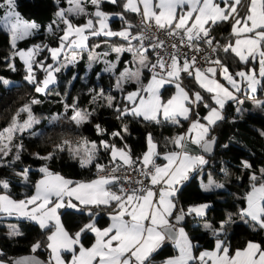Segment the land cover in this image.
<instances>
[{
	"label": "snow or ice",
	"instance_id": "obj_1",
	"mask_svg": "<svg viewBox=\"0 0 264 264\" xmlns=\"http://www.w3.org/2000/svg\"><path fill=\"white\" fill-rule=\"evenodd\" d=\"M104 2L120 5V0H66L68 7L59 8L56 13V17L64 25L62 29L57 25L62 32L58 37V46L35 45L22 50L17 48V42L33 35L41 26L22 18L17 11L16 0H0V28L9 34L10 45L14 50L11 56L6 58L10 61L7 67L16 71V65L11 61L19 57L25 65V81L34 86L36 93H46L49 86L55 84L56 73L68 64L76 63L79 52L88 48L90 37H120L127 42V46L111 48V51L117 54L116 62L102 59L108 53L100 54L95 51L89 53L88 59L89 68L92 66L91 62H102L104 67L101 71L115 76L114 87L123 94L122 99L126 103L121 106L116 102L117 98L110 93L105 94L104 89L98 92L90 89L89 91L93 92V103L103 99L104 106L114 108L118 120L131 116L160 123L162 117L164 121L179 125L181 118L190 120L194 114L196 119L191 120L186 132L169 138L176 150L163 154L166 163L162 165L156 163V158L161 153L157 151L151 133L147 136L148 150L135 161L131 158L130 149L125 150L127 145L118 149L115 144H109L106 140H101L98 145L95 141L82 139L74 147L71 141L63 140L56 145L54 152L45 156L37 153L36 157L50 161L55 158L56 151L67 149L80 157L81 167H87L93 164L99 148L103 147L110 152L111 162L116 165L112 168L113 174L98 175L96 179L88 182L73 181L52 172L45 164L39 169L43 177L36 183L33 195L17 200L8 194H0V214L27 218L49 232L46 238V247L50 250L48 264H149L153 254L161 249L166 240L173 242L179 254L164 260L163 264H264V246L259 242L249 240L244 248H238L230 255V248L220 239V235L225 231V225L234 223L231 214L220 222L219 228H213L211 224L205 225L216 237L215 248L211 251H201L198 255H194L197 245L192 242L185 229L177 228L170 222L177 208L175 200L181 186L193 173L208 164L204 155L191 154L187 150L188 144L198 146L204 153L212 152L216 137L209 139L210 132L218 122L225 119L223 111L226 103L242 102L236 95L241 92L242 85L254 96L264 82V0H247V3L245 0H124L122 8L125 12L141 16V31L136 34L131 32L134 26L127 22L126 27L120 31L111 30L108 25L111 14L101 9ZM86 4H91L94 10L88 11ZM241 9H244L243 15ZM117 15L121 20L124 19L122 13ZM81 16L88 17L85 23L74 24L70 18ZM221 23H228L231 28L229 42L224 45L211 35L213 28ZM152 28H155L157 33L165 32L170 37H177L180 45L196 52L204 51L200 47L203 43L213 54L218 51L230 52L245 64L250 61L257 62L259 71L252 68L233 75L218 56L212 59L208 55L203 59L210 66L202 69L197 67L196 56L189 59L179 52L175 43L171 45L173 51L166 53L165 59L157 51L164 48V41L159 40L155 33L149 35ZM48 31L53 32L52 25L48 26ZM146 40L149 41L148 47H145ZM133 41L138 44L134 46ZM149 48L155 52V63L148 59ZM66 49L71 51V55L66 58L65 63H60V57L65 54ZM44 50L50 53L54 63L45 65L44 60L36 59ZM124 52L132 53L133 63L136 65L134 69L125 67L118 70L117 63L120 54ZM34 66L44 72L43 80H37ZM145 70L150 74L146 84L143 79ZM100 74L98 72L97 76ZM182 74L194 78L199 88L209 95L210 101H205L200 91L190 94L182 86ZM217 74L227 82L228 87L216 78ZM237 77L240 79L237 80ZM11 83L12 81L0 77V84ZM126 84H134L136 87L132 91H126ZM169 85L173 86L175 91L165 99L162 90ZM39 102L32 99L30 103L24 104L13 116L11 123L0 130V157L8 156L16 133H23L39 122L32 112V105ZM201 105L208 109L203 117L197 111ZM64 107L66 111L72 109L73 115L70 119L77 125L88 122L95 113V109H79L75 101L72 105L65 104ZM236 111L240 112L241 109L237 107ZM21 113L27 114V118L22 122L19 121ZM53 119L59 117L55 116ZM95 127L98 133L106 131L99 124ZM121 130L127 133L128 125L122 124ZM111 135L124 139L121 131H114ZM223 147L227 148L228 145ZM15 148L13 162L20 160L23 145H16ZM118 160L122 163H118ZM135 164L139 165L140 174L148 184L144 185L143 181H138L144 186L131 191L124 188L113 191L110 186L118 183L120 179L114 173L122 166L132 167ZM241 166L252 169L247 160L241 161ZM95 167L98 172H103L105 166L97 163ZM28 172L29 169L26 168L20 175L27 180ZM250 181L251 190L245 197L246 206L240 208L237 215L242 223L253 227V230L257 227L264 230V167L259 169V175L253 171ZM0 187L7 189V180L0 179ZM201 187L207 192L213 188H223V185L216 184L209 174L208 183H202ZM113 203L115 211L110 214L111 223L104 228L98 227L94 218L98 213L95 210L102 206H111ZM210 207L209 203H203L190 205L187 212L180 208L179 213L175 214V221L179 224L186 215L193 214L203 218ZM61 209L87 211L89 222L74 234H70L61 221ZM9 229L10 237L22 235L14 225H10ZM87 233L94 234V242L90 247L81 243L82 235ZM76 246H79L78 254ZM40 247L41 243L37 241L32 245V251L35 252ZM62 253H71V259L66 261ZM0 264L5 262L0 261ZM18 264L43 262L35 257H28Z\"/></svg>",
	"mask_w": 264,
	"mask_h": 264
},
{
	"label": "trees",
	"instance_id": "obj_2",
	"mask_svg": "<svg viewBox=\"0 0 264 264\" xmlns=\"http://www.w3.org/2000/svg\"><path fill=\"white\" fill-rule=\"evenodd\" d=\"M16 2L17 11L20 14L32 18L41 26L33 35L18 41L17 48L44 42V45H50L58 41V35L61 33L59 29L63 28V24L55 16V10L59 7H65L67 5L66 0H16ZM122 3L123 0H120L118 6L110 2H104L101 4V9L122 12L124 19L113 17L110 20L111 26H126L128 21L127 23L134 26L131 32L136 34L140 29L134 23L136 13L125 12ZM245 3H247V0H245ZM86 8L88 11H93L91 4H86ZM243 14L244 9H241V15ZM70 18L74 22H80L85 17ZM47 24L52 25L53 32L50 33L46 29ZM213 30L217 34L221 45L229 42L231 28L228 23H221L215 26ZM92 38H94L95 50L99 51L100 54L107 52L106 57L113 62H116L117 54L111 51L112 41L120 40L123 43L122 46H127L125 45L127 42L120 37L98 36L89 39ZM102 38H108V40ZM97 45L99 47H96ZM13 51L9 42V34L0 28V77L12 81L10 85L0 84V130L11 123L13 116L24 104L30 103L32 99L40 101L38 104L32 105V112L39 122L23 133H16L12 142V150L8 156L0 157V164L3 165L0 166V179L7 180L9 183L7 189L0 187V191L6 192L14 198L25 197L32 192L35 179L42 174L39 169L45 164L51 171H58L72 180H76L95 177V164L111 159L109 151L103 147L99 148L93 164L87 167H81L80 157L70 153L67 149L56 151L55 158L50 161H43L36 157L37 153L40 156H45L50 152H54L56 145L63 140L71 141L74 147L82 139L95 141L98 145L101 140H106L109 144H115L123 148L127 145L126 150L130 149V155L135 158L133 160H136L145 150L147 136L151 133L153 141L157 145V151L161 153L156 158V162H162L164 160L163 154L175 149L169 142V138L186 130L189 120L181 118L179 125L164 121L163 118H161L160 123L144 121L142 118L131 116L118 120L114 108L104 106L105 101L103 99L93 103V92H90V89L96 92L104 89L105 94L110 93L115 96L117 98L116 102L120 103L121 106L126 103L122 99L123 94L114 87L115 76L101 71L104 67L102 62H94L91 68L86 69L84 59L80 58L76 63L70 64L61 69L59 73H56V82L49 86L46 93H36L34 86L24 79L25 66L19 57H15L12 61L16 65V71H12L7 67L9 60L6 58ZM215 55L220 58L221 62L228 67L233 75L242 68L247 69L250 65L256 66L257 64V62L252 61L245 64L230 52L218 51ZM36 59L38 61L44 60L45 63L51 60V56L47 50H44L36 56ZM132 62V53L124 52L120 54L117 68L121 70L127 65H132ZM34 68L37 80H42L44 72L38 67L34 66ZM98 72L101 73L99 77L97 76ZM148 74L145 70L144 78ZM181 76L183 79L182 84L187 89L200 91L205 101H210L209 95L199 88L194 78L186 74ZM73 77L76 78L73 79ZM135 87L134 84H126L125 90L129 91ZM173 88L170 85L166 86L162 90L163 97L167 98L172 93ZM263 92L264 82L258 87L256 93L261 95ZM74 101L79 109L87 111L95 109L94 115L90 117L88 122L77 125L70 119L73 111L71 108L66 111L64 105H72ZM246 106L249 109L238 114L235 112V101L227 102L223 111L225 119L218 122L210 132V136L217 134L216 144L213 154L210 156L205 155L208 164L202 169L207 170L213 178L223 185V188L204 191L199 184L197 171L181 186L177 194L175 213L179 212L180 208L187 212L190 205L199 202H207L211 205L202 220H200L201 217H196L194 214L186 215L184 218L183 226L189 238L197 245L194 253H197L200 248H211L215 244L216 237L205 225L211 224L213 228H219L220 222L226 220L229 214L232 215L234 223L225 225V231L220 235V239L225 241L226 246L230 248V253L235 248L244 246L249 240L257 241L264 246V230H260L258 227L253 230V227L242 223L237 215L239 209L244 206L245 192L251 188V173L255 171L259 175V169L264 167V135L261 134L264 133V122L262 121L264 116L260 113L262 109L254 108L251 110L249 102L246 103ZM206 110L203 105L197 109L201 117ZM55 116H58L59 119L54 120L53 117ZM26 117V113H21L19 121H23ZM191 117L196 116L193 114ZM97 124L106 131L98 133L95 127ZM122 124L128 125L127 133L122 132ZM114 131H121L124 139L113 137L111 133ZM20 144L23 145L20 160L13 162L16 154L15 146ZM226 144L228 147L224 148L223 145ZM243 160L249 161L252 169L243 168L241 166ZM26 168L29 169L27 180L20 175ZM221 169L225 171H221ZM112 210H114V203L111 206H102L95 210L98 213L94 217L97 226H103L108 222V213ZM60 218L65 228L72 234L89 222L87 211L80 212L73 209H61ZM6 220H15L22 235L10 237L5 223ZM47 232V230L41 229L35 221L0 214V259L11 264V258L14 255L32 251V245L39 241L41 247L35 253L49 261L50 251L46 247ZM93 238L94 234L92 233L84 234L81 237V243L89 245ZM175 251L176 247L170 242L164 243L161 249L153 254L150 261H158ZM63 254L68 256V253Z\"/></svg>",
	"mask_w": 264,
	"mask_h": 264
},
{
	"label": "built area",
	"instance_id": "obj_3",
	"mask_svg": "<svg viewBox=\"0 0 264 264\" xmlns=\"http://www.w3.org/2000/svg\"><path fill=\"white\" fill-rule=\"evenodd\" d=\"M134 23L136 25L139 26V31H141V16L136 14L135 15V19H134ZM152 33H155L156 36L158 37L159 40L164 41V48L162 49H157V51L160 52L161 56H164L165 59H167V55L166 53H170L173 51L171 45L172 44H177V47L179 49V52L183 55H186L189 59L192 56H196L197 58V67H200L202 69L209 67L210 65L208 63L205 62V60L203 59L206 55L211 56L212 59L216 58V55L211 53L210 49L207 48V45L201 43L200 47L204 49L203 52H196L194 49L188 48L186 46H182L179 44V39L175 36H168L165 32H159L157 33V30L155 28H152L151 33H149V35H151ZM211 35L213 37H215L216 40L219 41L217 34L215 33L214 30H212ZM134 45H137L138 42L137 41H133ZM149 45V41H145V47H148ZM183 55L181 56V60L183 59ZM148 58L149 61H151L152 63H155L156 60V55L155 52H153L151 50V48H149L148 51ZM182 76H181V82H182ZM135 161V160H133ZM118 163H122L117 161ZM99 164L104 165V170L103 172H98L97 168L94 170V175L95 177H98V175H110L113 174L112 173V168L115 167L116 165L113 164L111 162V159H106L103 160L102 162H100ZM114 175H116L117 177H119V182L112 185L114 187L115 191H118L120 188H124L127 191H131L134 188H140L144 185L148 184V181L140 174L139 171V165L135 164L132 167L129 166H122L118 169L117 172L114 173ZM138 181H143L144 185H141L140 183H138Z\"/></svg>",
	"mask_w": 264,
	"mask_h": 264
},
{
	"label": "rangeland",
	"instance_id": "obj_4",
	"mask_svg": "<svg viewBox=\"0 0 264 264\" xmlns=\"http://www.w3.org/2000/svg\"><path fill=\"white\" fill-rule=\"evenodd\" d=\"M124 1V0H123ZM217 2H219V0L217 1ZM68 7V4L65 6V7H63V8H67ZM59 8H62V7H59ZM59 8H57L56 10H55V16H56V13H57V11L59 10ZM94 10V9H93ZM103 10V9H102ZM104 12H106V13H109V14H111L110 15V18H109V20H108V25H109V27L111 28V30H113V31H120L122 28H124V27H126V26H124V25H120V26H117V27H114V26H111V23H110V20L113 18V17H119L120 18V16L119 15H117V14H120V13H122V12H120V11H112V10H103ZM0 15H2V11H0ZM21 16H22V18L23 19H25V20H27V21H29V22H32V21H34L35 22V20H33L32 18H30V17H27V16H24V15H22L21 14ZM123 16H124V14H123ZM58 19V18H57ZM88 19V17H85L84 18V20L83 21H80V22H74L73 21V23L74 24H82V23H85L86 22V20ZM128 22V21H127ZM49 25H51V24H47L46 25V29H48V26ZM63 27H64V25H63ZM134 34V33H133ZM60 35H62V32L61 33H59V35H58V37L60 36ZM102 39H106V40H108V38H102ZM57 40H58V38H57ZM93 40H94V38H92V39H89V41H88V48L87 49H85L84 51H80L79 52V58L78 59H80V58H83L84 59V61H85V68L86 69H89V63H90V61H89V59H88V57H89V53L91 52V51H95L96 53H100L99 51H96L95 50V45H94V43H93ZM9 42H10V36H9ZM45 44V42L44 43H35V44H32V45H30V46H28V47H18V49H22V50H27V49H29V48H32L33 46H35V45H41V46H43ZM58 44H59V41H57L56 43H54V44H50V45H48L49 47H57L58 46ZM123 45V43H122V41H120V40H115V41H112V43H111V48L113 47V46H122ZM125 45H127V43L125 44ZM103 53H107V52H103ZM12 54V53H11ZM11 54H10V56H11ZM70 55H71V51L70 50H65V54H62L61 55V57H60V63H65L66 62V58L67 57H70ZM9 56V57H10ZM77 59V60H78ZM102 59H106V60H108V58L107 57H102ZM10 62V61H9ZM12 62V61H11ZM50 63H54L52 60H49L48 62H45V65H47V64H50ZM94 62H91V64H93ZM24 64V63H23ZM68 65H70V64H68ZM67 65V66H68ZM25 66V65H24ZM66 66V67H67ZM66 67H64V68H66ZM126 67H131V68H135L136 67V65H135V63H133L132 62V65H127ZM64 68H62V69H64ZM125 67H123L121 70H123ZM252 68H255L256 70H257V72L259 71V65L257 66V64H256V66H254V65H250L247 69H245V68H242V69H240V70H238L237 72H239V71H248L249 69H252ZM229 70V69H228ZM230 72V71H229ZM236 72V73H237ZM231 73V72H230ZM233 74V73H232ZM26 75V74H25ZM149 75L150 74H148V76L146 77V78H143L144 79V83L146 84L147 83V78L149 77ZM44 78V77H43ZM43 78H42V80H43ZM216 78L221 82V83H223V84H225V86L226 87H228V85H227V82L226 81H224L223 80V78L218 74L217 76H216ZM240 78L239 77H237V80H239ZM114 80H115V77H114ZM182 86L186 89V90H188L189 92H190V94L191 93H193V92H196L197 90H189V89H187L183 84H182ZM132 90H134V89H131V90H129V91H132ZM174 91H175V89L173 88V91H172V93L171 94H173L174 93ZM171 94H169V96L171 95ZM236 95H237V97H238V99H239V101H243V99H244V97H245V95H247V96H249V97H256V95L254 94V96H253V94H251V93H249L248 92V90H247V88H246V86L245 85H242V90H241V92H239V93H236ZM168 96V97H169ZM167 97V98H168ZM166 99V98H165ZM214 106V105H213ZM237 107H239L241 110H242V102L241 103H237L236 101H235V111H236V108ZM243 110H246L244 107H243ZM237 112V111H236ZM207 114V113H206ZM205 114V115H206ZM27 118V117H26ZM162 118V117H161ZM192 119H196V117H191L190 118V120L188 121V123H187V127H186V130H185V132L187 131V128L189 127V124L191 123V120ZM22 122V121H21ZM5 127H7V126H5ZM4 127V128H5ZM3 129V128H2ZM1 129V130H2ZM116 146V145H115ZM118 149L119 148H123V147H119V146H116ZM126 150V149H125ZM148 150V144H147V146H146V148H145V150L143 151V152H146ZM127 151V150H126ZM109 154H110V152H109ZM110 156H111V154H110ZM202 183H204V184H206V182H202ZM203 203H207V202H202V203H200V204H203ZM192 205H199L198 203L197 204H192ZM197 217V216H196ZM203 218H201L200 220H202ZM6 224H7V227H8V229H7V231L9 232L10 231V229H9V226L10 225H14V226H16L17 228H18V225H17V222L15 221V220H6V222H5ZM184 228V227H183ZM185 229V228H184ZM186 231V230H185ZM187 233V232H186ZM171 243L173 244V242L171 241ZM174 245V244H173ZM175 246V245H174ZM177 249V248H176ZM176 252V253H175ZM174 253H172V255L171 254H169V255H167V256H165V258H164V260H166V259H168V258H170V257H175V256H177L178 254H179V252H178V249L175 251ZM2 260V259H1ZM164 260H161V261H158V262H156V263H161V264H163V261Z\"/></svg>",
	"mask_w": 264,
	"mask_h": 264
},
{
	"label": "crops",
	"instance_id": "obj_5",
	"mask_svg": "<svg viewBox=\"0 0 264 264\" xmlns=\"http://www.w3.org/2000/svg\"><path fill=\"white\" fill-rule=\"evenodd\" d=\"M218 1V0H217ZM124 2V1H123ZM233 42H234V38H233ZM239 59V58H238ZM257 66H258V63H257ZM255 95H256V97H249V96H247V95H245V97H244V99H243V101H242V110L240 111V112H237L238 114H241V113H243V112H245L246 110H248L249 108L246 106V103L247 102H249L250 103V109L251 110H253L254 108H259V109H262L261 111H260V113H261V115L262 116H264V92L261 94V95H258L257 93H255ZM259 102V103H258ZM243 107L246 109V110H243ZM208 112V109L204 112V114H203V116L206 114ZM236 112V111H235ZM202 116V117H203ZM259 119V118H258ZM263 122H264V120H262ZM198 149H200L198 146H195V145H192V144H188V146H187V150L191 153V154H193V155H204L202 152H201V149L199 150V151H197ZM174 150H176V149H174ZM173 151V150H172ZM143 153L144 152H142L141 153V155H139L138 157H142V155H143ZM205 156V155H204ZM137 157V158H138ZM131 158H132V160L133 159H135L134 157H132L131 156ZM206 159V158H205ZM119 161V160H118ZM157 164H164V163H166V161L165 160H163L162 162H156ZM52 172H54V173H59L58 171H52ZM60 175H62V176H64L65 178H67V179H70V180H72L70 177H68V176H65V175H63V174H61V173H59ZM209 172L207 171V170H205V169H200V170H198V172H197V178H198V180H199V184L201 185L202 184V182H206V183H208V178H209ZM43 177V173L42 174H40L36 179H35V182H34V187H33V190H32V192L30 193V194H28L27 196H31V195H33L34 193H35V185H36V183L41 179ZM211 177L213 178V176L211 175ZM97 177H92V178H89V179H76V180H73V181H82V182H88V181H91V180H93V179H96ZM213 180L215 181V183L216 184H220V182L218 181V180H216L215 178H213ZM111 187V189L113 190V191H115L114 190V187L111 185L110 186ZM251 190V188H249L246 192H245V195H244V200H245V197H246V194H247V192L248 191H250ZM0 194H7L6 192H3V191H0ZM9 195V194H8ZM11 196V195H10ZM12 197V196H11ZM13 199H17V200H19V199H25L26 198V196L25 197H21V198H14V197H12ZM200 203H202V202H199L198 204H200ZM195 204H197V203H195ZM246 206V201H244V206L243 207H245ZM115 211V204H114V210H112L111 212H109L108 213V217H109V219H108V222L105 224V225H103V226H98V227H100V228H104V227H107V226H109V224L111 223V220H110V214L111 213H113ZM171 222V221H170ZM179 227H184L183 226V224H180V225H177V228H179ZM70 233V232H69ZM49 234V232H47V234H46V238H47V235ZM70 234H72V233H70ZM251 241H254V240H251ZM94 242V238H93V241L89 244V245H84L85 247H90L91 246V244ZM171 243V241L170 240H166L165 241V243ZM255 242H257V241H255ZM46 243H47V239H46ZM247 243V242H246ZM172 244V243H171ZM173 245V244H172ZM246 246V244L244 245V246H242V247H237V248H235L231 253H230V255L231 254H233L234 252H235V250L236 249H238V248H240V249H242V248H244ZM215 248V244L213 245V247H211V248H200L198 251H197V253H194V255H198L199 254V252H201V251H205V250H208V251H211V250H213ZM78 250H79V246L76 248V251H77V254H78ZM177 250V249H176ZM50 251V250H49ZM176 253V252H175ZM62 255H63V257H64V259L66 260V261H68V260H70L71 259V253H68V256H65L63 253H62ZM172 255V254H171ZM167 256V255H166ZM170 256V255H169ZM164 258L165 257H163L162 259H160V260H158V261H161V260H164ZM0 261H4L5 262V264H9L7 261H5V260H1L0 259ZM158 261H153V262H149V264H158V263H156V262H158ZM159 264H161V263H159Z\"/></svg>",
	"mask_w": 264,
	"mask_h": 264
},
{
	"label": "water",
	"instance_id": "obj_6",
	"mask_svg": "<svg viewBox=\"0 0 264 264\" xmlns=\"http://www.w3.org/2000/svg\"><path fill=\"white\" fill-rule=\"evenodd\" d=\"M211 137H216V139H217V134H213V135L209 136V139H211ZM214 148H215V145L213 146V150L210 153H204L202 150H201V152L204 155L210 156V155L213 154ZM178 213L179 212H176L175 214H178ZM175 214L171 218V223H173L177 227V225L183 224L184 220H182L179 224H177L176 221H175ZM28 257H35L37 260L43 262V264H48V260L47 259H44L43 257L39 256L37 253L32 252V251L14 255L11 258V264H18L19 261H22L24 258H28Z\"/></svg>",
	"mask_w": 264,
	"mask_h": 264
}]
</instances>
